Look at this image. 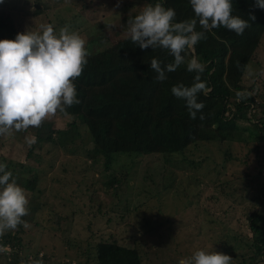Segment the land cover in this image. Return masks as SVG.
Returning a JSON list of instances; mask_svg holds the SVG:
<instances>
[{"label":"trees","instance_id":"16d2710c","mask_svg":"<svg viewBox=\"0 0 264 264\" xmlns=\"http://www.w3.org/2000/svg\"><path fill=\"white\" fill-rule=\"evenodd\" d=\"M59 1L56 0L55 3ZM83 1H77L78 4L75 8L77 14H81L79 8L87 9L85 7L94 8L97 6L94 0ZM136 1L129 0L130 6H134ZM146 1L151 5L160 3L165 8L175 9L176 22L196 18L190 0ZM70 3H66L64 7L67 8ZM36 4L41 6V9L34 8V16L43 11L51 16L47 10L48 4H42L40 1H36ZM92 4L95 5L91 6ZM149 4H145L144 7ZM78 5L80 6L78 7ZM117 9L119 11L121 7H117ZM50 12L56 15L58 13L57 9ZM77 14L74 13L75 16ZM233 14L240 15L246 20L252 14L255 16V20H249L251 27L245 29L243 35H237L234 31L223 26L206 31V39H202L195 46L194 52L186 50L182 53L186 62L175 71L166 73L167 79L162 82L156 80L158 74L150 68V62L153 58L158 59L162 66L173 62L174 57L167 50L152 49L151 47L141 49L132 43L129 35L111 43H108L106 39L104 45L101 44V39L90 37L93 41L91 43L97 47L93 53L88 55L87 64L81 76L74 81L80 103L68 108L66 114L57 112L50 120H45L39 128L30 127L26 132L12 130L11 133L16 136H0V162L7 165V170L11 171L14 177L15 166L3 152V147L8 142L5 139L11 137V139L18 140L20 134H32L37 138V142L28 148L26 158H33L37 161V167L32 164H24V162L17 164L21 171H27V174L32 175L31 178L28 177L25 180L24 186L27 190H35L37 183L35 174H38L41 166L39 155L34 154V151H42L44 144H51L56 151L60 150L62 154L69 155L73 160L78 159L79 155H82V160L79 158L81 161L89 159V162L84 165L86 169L84 174L89 177V174H92L94 170L98 173V178L91 179L86 187L91 188V192H94L97 190L95 188L97 180L100 183L105 180L110 182L114 190L112 203L117 204L127 196V174H104L105 170L98 167L100 158L104 159L106 168L115 154H125L129 157L162 154L166 161V164H163L166 174H163L162 181L164 179L165 187H174L175 181L171 182L173 178L175 179V175L169 174L170 167H175L178 170L176 174H184L187 170L195 171L196 166L206 158L203 157L198 161L191 160V163L189 161L182 162L183 166L179 169L180 166L171 161L173 155L181 156V159L184 160L186 149L191 146L198 148L200 145L207 146L215 143L218 149H222L221 144L237 141L238 120L256 119L255 129L251 132L248 141L253 138L254 141L264 143V86L253 87V94H248V92H244L245 84L243 82L246 67L253 62V57L264 46V8L256 6V0H233ZM52 19H54L53 16ZM61 20L63 22V19ZM51 23L50 20L42 22V24ZM36 25L38 26V24ZM52 25L54 30L59 33L55 23ZM26 30L39 31L40 29L39 26L37 29L36 27L28 29L23 25H16L12 23L10 17L0 18L1 39L7 36L5 39L14 40L17 33ZM196 30L204 31L199 23H197ZM72 31H76L75 28ZM88 43L86 48H89ZM192 55H196L205 64V71L201 74V79L206 83L209 91L206 95L204 92L198 93V102H203L205 105L202 109L205 117L203 120L199 118L200 112L197 113L195 120L191 119L185 101L175 97L171 91L172 87L179 83H183L185 86L192 85L196 73L187 70V60L191 59ZM256 63L259 67V63ZM256 71L255 79L258 76L259 68H256ZM241 91L244 93L239 94L238 100L231 98L233 92L236 95ZM251 107H254L255 111L253 115L248 116L247 111ZM63 117L70 119L64 126H58L51 120ZM84 133L90 137V143L83 144L81 139L77 144L76 139H80ZM263 150L264 148L258 153L260 157L257 162L259 165L257 174L246 175L252 176L250 181L253 182L252 187L257 193L255 199L258 201L257 204H253L255 208L246 214V230L238 231L232 228L224 230L222 234L218 235L217 248L203 249L230 255L232 257L231 264H264ZM256 152H258V148ZM186 177L195 182L197 186L196 191L199 198L193 199L194 204H199L206 188H213L216 191L218 189L215 185H203L197 174H190ZM169 178L171 182L167 185ZM80 184L85 186L83 182ZM220 192L229 194L225 186H221ZM214 198L217 199V196L214 195ZM190 203L193 205L192 202ZM36 208L37 214L33 218L29 219L30 215L22 218L29 225L27 228L21 225L15 230H9L0 235V246L10 249L9 254L6 255L0 251V264H28L29 252L28 245H25L23 241L24 236H28L33 244L32 237L34 235L40 243V248L45 249L46 244L40 240L45 237L51 238L52 235H47L44 231L53 232L62 227L63 223L59 219V214L62 213L55 211L49 205H39ZM31 213L34 214V212ZM126 214L129 216L128 212ZM182 215L183 213H178L175 216V224L183 222L181 221ZM196 215L199 216L198 213ZM64 217L70 219L72 223L74 222L73 212L64 214ZM196 227L197 225H193L194 230ZM37 228L41 229L37 230ZM70 240L67 239L66 242H63V257L69 256V258L61 264H144L137 245H122L114 233H110L107 238L101 237V240L96 242L94 255L87 250H82L81 254L84 260L80 263L79 259H74L69 255V252L73 253L71 247L81 248V246ZM192 242L193 239H190L188 244H192ZM52 247L54 246L51 245ZM50 257L51 255L48 256L44 253L43 256H35L31 260H39L42 264H46ZM91 259H95V261L90 263ZM174 264H178V262Z\"/></svg>","mask_w":264,"mask_h":264},{"label":"rangeland","instance_id":"374dc122","mask_svg":"<svg viewBox=\"0 0 264 264\" xmlns=\"http://www.w3.org/2000/svg\"><path fill=\"white\" fill-rule=\"evenodd\" d=\"M36 1L48 4L47 10L51 16L44 11L34 16L33 9H41V6L36 7L38 5ZM55 1L0 0V18L10 17L12 23L23 25L28 29L35 27L37 29L43 21L49 20L52 21L51 24L55 23L57 30L65 26H68L70 31L75 28L86 40V44L89 41L87 50L90 54L97 47L91 43L93 41L90 37L101 39L103 45L107 40L111 43L119 38H125L129 35L128 20L139 14L145 4H149L146 0H137L134 6H130L129 0H94L96 7L79 8L81 14H77L75 8L77 1L80 0H60L58 3ZM69 2L71 3L65 8V4ZM117 7L121 9L118 11ZM53 9H57V15L50 12ZM74 13L77 15L75 16ZM28 21H32V24ZM103 25L104 27H101ZM0 40L3 39L0 38ZM256 62L259 63V67ZM246 68L243 76L244 92L253 94V87L264 86V46L258 50L256 56L253 57V62ZM256 68H259V72L255 79ZM244 92L241 91L236 95L233 92L231 98L238 100L239 94ZM254 111V107L248 109V116L253 115ZM51 120L58 126H64L70 119L63 117ZM237 122L238 140L221 144L222 149H218L214 143L207 146L200 145L198 148L189 147L186 149L184 160L181 156L173 155L171 161L177 163L180 166L179 169L183 166L182 162L191 163V160L198 161L203 157L206 158L196 166L195 171L187 170L184 174H176L178 170L170 167L169 174H174L175 179L173 178L171 182L169 178L167 185L175 181L174 187H165L164 179L162 181L163 174H166L163 167L166 161L162 154L132 157L115 154L106 168L104 159L100 158L98 167L105 170L104 174H127V196L117 204L112 203L114 190L110 182L105 180L100 183L97 180L95 182L97 190L94 192L86 187L91 179L98 178V173L94 170L95 174H89V177L84 174L86 171L84 165L89 162V159L81 161L82 155H79L81 160L79 158L73 160L69 155L62 154L60 150L56 151L51 144H44L42 151H34V154L39 155L41 166L39 170L37 169L38 174H35L37 180L35 190H27L24 183L32 175L27 174V171H21L17 164L24 162V164L37 167V161L33 158H26L29 147L25 142V137L33 135L20 134L18 140L11 139V137L6 138L8 140L5 139V141L8 142L3 147V152L15 166V169L12 167L14 178L26 190L29 200L27 215L30 216L28 218L31 219L37 214L36 207L39 205H49L55 211L62 213L59 214L60 222L63 223L62 227L53 232L44 231L45 234L52 235L51 238L45 237L40 240L46 244L45 249L40 248V243L34 235L33 244L28 236H24L23 241L25 245H28L27 257L29 259L35 256L41 257L45 253L48 256L51 255L46 264H61L69 258V256L63 257V242L71 238L70 241L81 248L71 247L73 253L69 252V255L74 259H79L80 263L84 260L82 250H87L94 255L96 242L101 240V237L107 238L110 233H114L122 245H137L144 264H174L182 258L191 256L199 249L217 248L218 235L224 230L232 228L245 231L246 214L255 208L253 204L258 203L255 199L257 193L252 187L253 182L250 181L252 176L246 175L257 174L259 167L257 162L260 157L258 153L264 148V143L254 141L253 138L248 141L251 132L255 129L256 119L238 120ZM10 135L16 136L12 133ZM81 139L83 144L90 143V137L85 133L80 139H76V143L78 144ZM257 148L258 152H256ZM190 174H197L203 185L217 186V191L213 188H206L199 204H194L193 199L196 200L199 196L195 182L186 177ZM80 182H83L85 186ZM221 186H225L229 194H222ZM213 194L217 196V199ZM71 212L74 213L73 223L64 217V214ZM178 213H183L181 219L183 222L175 224L174 218ZM193 225H197L195 230ZM190 239H193L192 244H188ZM51 245L54 247L51 248ZM179 250L182 251L178 252ZM0 251L6 255L9 254L10 249L0 246ZM94 261L95 259H91L90 263Z\"/></svg>","mask_w":264,"mask_h":264},{"label":"clouds","instance_id":"9594fccd","mask_svg":"<svg viewBox=\"0 0 264 264\" xmlns=\"http://www.w3.org/2000/svg\"><path fill=\"white\" fill-rule=\"evenodd\" d=\"M195 13L193 19L176 22L175 9L162 4H149L133 19L128 20V34L133 44L141 49L161 48L174 57L166 65L153 58L150 68L158 75L157 81L167 79L166 73L175 71L184 64L186 50L194 52L195 46L206 39L205 32L225 27L237 35H243L251 27L255 16L246 20L233 14V0H190ZM37 6V5H36ZM256 6L264 8V0H256ZM199 23L204 31H197ZM39 31L26 30L17 33L15 39L0 40V136L10 135L12 130L27 131L39 128L57 112L65 113L68 108L79 104L74 81L81 76L89 52L86 40L76 31L65 26L57 33L52 24H41ZM187 70L195 72L191 86L183 83L174 85L172 93L184 100L190 118L195 120L202 113L203 102H198V93H208L201 79L205 71L196 55L187 60ZM30 148L37 142L35 136H26ZM29 200L26 190L20 186L0 162V235L29 225L22 218L28 214ZM232 257L217 251L197 250L191 256L179 260L178 264H231ZM28 264H42L32 261Z\"/></svg>","mask_w":264,"mask_h":264},{"label":"water","instance_id":"95a60500","mask_svg":"<svg viewBox=\"0 0 264 264\" xmlns=\"http://www.w3.org/2000/svg\"><path fill=\"white\" fill-rule=\"evenodd\" d=\"M36 7H37V8H40V6H39V5H37Z\"/></svg>","mask_w":264,"mask_h":264}]
</instances>
